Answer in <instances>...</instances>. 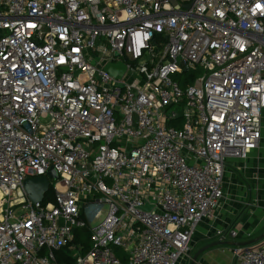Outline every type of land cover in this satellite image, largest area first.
<instances>
[{
	"label": "built area",
	"instance_id": "2783aa9c",
	"mask_svg": "<svg viewBox=\"0 0 264 264\" xmlns=\"http://www.w3.org/2000/svg\"><path fill=\"white\" fill-rule=\"evenodd\" d=\"M263 113L264 0H0V264H178Z\"/></svg>",
	"mask_w": 264,
	"mask_h": 264
},
{
	"label": "crops",
	"instance_id": "0c3cea01",
	"mask_svg": "<svg viewBox=\"0 0 264 264\" xmlns=\"http://www.w3.org/2000/svg\"><path fill=\"white\" fill-rule=\"evenodd\" d=\"M262 128L259 148L246 159L227 163L223 179L224 197L213 217L203 220L198 226L191 254L183 257L180 264H192L200 249L217 243L224 245L205 251L196 264H236L233 259L235 249H253L264 245V113ZM218 231H234L236 237L222 240ZM255 240L259 241L250 246H240Z\"/></svg>",
	"mask_w": 264,
	"mask_h": 264
},
{
	"label": "water",
	"instance_id": "95a60500",
	"mask_svg": "<svg viewBox=\"0 0 264 264\" xmlns=\"http://www.w3.org/2000/svg\"><path fill=\"white\" fill-rule=\"evenodd\" d=\"M105 70L111 74L112 76L116 77L117 79H120L126 72V67L123 63H116V64H108L105 67ZM57 180L58 175L54 168H51L47 177H41V178H28L23 183V190L29 199V201L33 204L41 203L43 202L45 195L50 190V180ZM152 209L149 205H145L142 210L145 212H149ZM260 240V239H259ZM259 240L251 241L248 243H244L240 246L246 247L250 246L254 243H257ZM229 245H233L231 243H227ZM216 245H224L223 243H217L213 245L206 246L202 249H200L194 256L192 264H196L199 256L203 254L205 251L209 250L212 247H215ZM234 246V245H233ZM237 246V245H235Z\"/></svg>",
	"mask_w": 264,
	"mask_h": 264
},
{
	"label": "trees",
	"instance_id": "16d2710c",
	"mask_svg": "<svg viewBox=\"0 0 264 264\" xmlns=\"http://www.w3.org/2000/svg\"><path fill=\"white\" fill-rule=\"evenodd\" d=\"M180 78V77H179ZM178 77H176V79H179ZM183 86H185V82H182ZM48 200H52V192L50 191L49 195L46 198V201ZM77 236H76V242L78 244H82L84 247V252L89 250V243L91 242V235L88 232L87 229L85 230H80L77 231ZM62 259H64L63 257H60L59 260L62 261ZM67 260V259H66Z\"/></svg>",
	"mask_w": 264,
	"mask_h": 264
},
{
	"label": "rangeland",
	"instance_id": "374dc122",
	"mask_svg": "<svg viewBox=\"0 0 264 264\" xmlns=\"http://www.w3.org/2000/svg\"><path fill=\"white\" fill-rule=\"evenodd\" d=\"M54 181H56V180H54ZM93 225H96V223H94ZM91 245V242L89 243V246ZM191 245H192V247H193V244L191 243ZM192 247H191V249H192ZM191 249H190V252L186 255V256H188L189 254H191ZM185 256V257H186ZM125 256H123L122 258H124ZM189 257V256H188ZM181 261V260H180ZM180 261L178 262V264H180Z\"/></svg>",
	"mask_w": 264,
	"mask_h": 264
},
{
	"label": "bare ground",
	"instance_id": "6f19581e",
	"mask_svg": "<svg viewBox=\"0 0 264 264\" xmlns=\"http://www.w3.org/2000/svg\"><path fill=\"white\" fill-rule=\"evenodd\" d=\"M2 197V194L0 193V198Z\"/></svg>",
	"mask_w": 264,
	"mask_h": 264
}]
</instances>
